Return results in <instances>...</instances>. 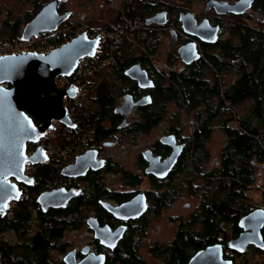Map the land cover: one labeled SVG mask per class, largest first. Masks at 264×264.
I'll list each match as a JSON object with an SVG mask.
<instances>
[{
    "label": "flooded vegetation",
    "instance_id": "af4514ba",
    "mask_svg": "<svg viewBox=\"0 0 264 264\" xmlns=\"http://www.w3.org/2000/svg\"><path fill=\"white\" fill-rule=\"evenodd\" d=\"M30 1L0 0V32L6 30L15 32L18 20L22 23L20 29L25 28L26 24L35 15L33 14L28 19V12L35 8L36 3H33L34 7L31 10L23 12L19 17L16 16V4L27 6ZM49 1L51 0L42 2L36 11ZM68 1L60 2V13H67L64 5L69 3ZM151 1L153 3L148 4L154 7V11L146 17L158 13L166 14L164 25H151L160 26L164 29L170 46L173 47V51H177L178 47L192 41L196 42L199 48L203 45H210L199 38L184 35L182 23L179 21L181 12L190 13L197 25L208 21L211 27L218 28V41L224 42L230 38L231 28L236 23V19L242 18L248 11L254 10L256 0H252L251 8L243 15L225 12V7H219V4L234 5L243 0H210V7L207 4L208 0H205L201 9L197 11L189 6L192 0H179L178 4L176 0ZM116 3L118 4V2ZM174 10L177 12L173 14ZM68 17L59 24L57 31L65 30L64 26L70 24ZM114 18L115 12L110 14L107 19L113 20ZM231 18L234 22L227 27L226 20ZM81 19H84V17ZM106 20L102 19L99 22H106ZM97 22L98 20L96 21L97 28L89 27L87 31L93 32L105 28L101 24H99L101 26L97 25ZM71 25L76 27L73 24ZM78 25L86 27L83 22ZM173 27H180L182 32L181 35L176 34L175 45L170 34ZM224 30L227 32V39L221 38ZM162 33H160V37ZM150 61L155 66L157 64L165 70L169 68L167 63L171 61V58L168 56L164 61L157 60L155 55L150 56ZM135 64H140L154 82L152 75L149 74L143 64L140 62ZM134 82L137 84L136 81ZM138 89L141 91V97L150 95L148 90H142L139 86ZM126 94H132V92L125 91L116 107L119 106L122 97ZM134 98L135 100L139 99L135 96ZM140 108L144 107L135 106L133 108L128 119V125L122 129L119 128V125L124 122V117L114 111L113 114L117 120L116 127L118 128V131L112 133L114 139L111 137L108 140L101 139L98 137L95 125H93L94 129L90 133L88 147L84 153L96 151L97 159L104 160L105 166L98 170L90 168L84 177H65L61 173L59 179L63 180L66 186L60 190L66 191L65 193H71L70 191L76 193L69 198L67 203H40L41 194L51 193L59 189L41 190L39 188L41 184L34 181L33 185L29 187L35 200L33 204H22L27 199L9 200L6 204H0V264H190L199 251L208 247L200 248L195 252L191 249L190 231L193 212L189 208V202L182 205L183 209L189 210L187 216L172 214L168 218L169 223L175 225L174 236L168 242H161L160 240L161 216L166 211L171 210V206L179 198H183L184 193L194 196L192 187L189 185L193 162L187 161L188 133H186L185 128L183 130L180 126L182 118L178 116L177 112L169 115L167 106L166 111L161 115V121L153 128L164 123L167 124L169 119L172 120L162 128L161 134L156 135L157 137L155 136L150 144L139 152L136 171L128 170L123 164L113 160L110 150L125 147L122 146L123 144L119 145V141L122 139H118L116 133H122L128 140L127 133L124 131H128L135 125L136 120L139 118L138 110ZM102 124L107 128L109 127V129L113 128V122L110 120L102 121ZM135 140L132 142H135ZM106 142H114L115 145L107 146L105 145ZM178 148L180 153L177 161L165 177H159L153 171H148L152 160L150 157L148 159L145 157V152L150 151L153 158H158L160 162H164L174 150L178 151ZM75 160L76 157L73 158L70 164H73ZM41 165H47V163L37 165L36 169L38 170ZM204 173L201 172V178L196 179L197 186L205 184L206 177ZM106 175L111 176L109 183L105 177ZM7 181L18 184L20 189L24 186L18 183L15 178H10ZM36 188L38 189L36 192L31 191ZM199 196L202 201L203 195L200 194ZM136 198H138L136 204L138 208L128 216L122 214L119 208L131 203ZM239 230L237 235H230L226 243L216 242L209 246L222 245L223 260L230 264H264V251H261L255 245L248 244L242 252L231 246V242L243 233L242 225ZM262 236L264 239V227ZM253 255H259L261 258L257 259Z\"/></svg>",
    "mask_w": 264,
    "mask_h": 264
},
{
    "label": "trees",
    "instance_id": "16d2710c",
    "mask_svg": "<svg viewBox=\"0 0 264 264\" xmlns=\"http://www.w3.org/2000/svg\"><path fill=\"white\" fill-rule=\"evenodd\" d=\"M40 6L38 1L35 8L28 12V19ZM152 11L154 7L146 1H136L128 15L131 19L145 20ZM254 11L264 17V0L255 1ZM176 12L174 10L172 13ZM118 18L119 14L114 21L102 27L111 29L112 25L118 24ZM20 27L21 22L18 20L15 32H0V45L20 41ZM64 28L75 38L76 27L69 24ZM67 37L68 34L61 35L58 40L65 44ZM200 48V61L185 64L179 70L177 62L180 56L177 51H173L169 55L171 61L167 63L169 68L159 70L150 61V56H155L158 49L151 50L146 45L138 47L126 40L121 55L116 57V64L98 75L100 80L94 84L90 109L82 118L83 127L89 135L95 125L98 137L113 138L112 133L118 131L113 113L119 94L128 90L133 96L141 97L137 84L125 74L126 69L136 62L143 64L152 75L155 86L148 90L152 97L151 105L140 108L135 125L124 131L129 140L134 141L139 133H146L159 123L170 104L177 105L183 112L193 116L194 127L186 151L187 161L193 162L189 185L194 194L203 195V200L200 199L193 213L190 231L193 252L216 242L226 243L230 235H237L242 218L259 208L253 205L249 193L264 185L262 177L256 182V174L260 166H264V24L252 26L236 21L229 39ZM228 74L232 75L233 80L225 84L223 78ZM116 83L125 86L115 89ZM226 102L236 108L246 102L250 104L245 114L238 113L235 118L239 129L227 126L234 117L229 114ZM106 120L113 122L112 129L102 124ZM34 123L39 125L36 121ZM215 129H221L226 138L221 158L216 168L204 173L205 184L197 186L195 181L201 178V163L209 158L205 143ZM81 135L79 132L73 133L72 140H78ZM73 142L68 144V148L76 145ZM39 167L35 175L41 190L60 180L58 169L51 164ZM28 191L30 197L22 204H33L35 201L30 189Z\"/></svg>",
    "mask_w": 264,
    "mask_h": 264
},
{
    "label": "water",
    "instance_id": "95a60500",
    "mask_svg": "<svg viewBox=\"0 0 264 264\" xmlns=\"http://www.w3.org/2000/svg\"><path fill=\"white\" fill-rule=\"evenodd\" d=\"M68 0H51L44 4L26 24L21 34V41H29L43 32L57 30L59 24L65 21L68 13L59 12L60 2ZM118 0H106L114 4ZM210 0L207 1L210 7ZM252 5V0H243L234 5L219 4L220 8H226L225 12L243 15ZM220 11V10H219ZM264 20V18H263ZM146 24L164 25L166 14L158 13L145 19ZM179 21L185 34L199 38L205 43L216 44L218 41V28L210 26L208 21L197 25L190 13L181 12ZM172 42L175 45L176 33L170 31ZM100 38H91L83 32L72 40L61 45L58 49L46 55L22 52L17 55L0 57V204H6L9 200L19 201L22 192L18 184L7 181L15 178L18 183L32 186L34 180L24 174L27 162L35 165L46 161L44 152L38 148L32 155H27L28 145L37 143L51 128L52 121L57 120L69 128L74 129L63 106L66 97L73 98L75 89H59L57 79L71 77L76 71L81 59L94 57L99 46ZM177 52L184 64H192L200 61L202 55L196 42L192 41L177 48ZM125 74L137 82L142 90H150L155 84L149 78L146 70L140 64L129 67ZM8 85V86H5ZM152 103L151 95L134 98L132 94L122 97V102L115 108V113L124 117V122L119 125L122 129L128 125V119L135 106L145 107ZM37 121L39 125H36ZM105 145L113 146L114 142H106ZM180 149L174 150L164 161L153 158L150 151L145 152V157L151 158L148 171H153L159 177H165L174 167L179 156ZM104 160L97 159L96 151H87L76 156L73 164L68 165L63 171L65 177H84L90 168L102 169ZM63 190H55L51 193H43L40 203L61 204L67 203L69 198L76 193H65ZM18 196V198H17ZM138 198L134 199L119 209L122 214L128 216L135 211ZM243 233L231 242V246L242 252L248 244L255 245L264 251V239L262 229L264 227V208H257L242 218ZM190 264H230L223 260V246L215 244L199 251Z\"/></svg>",
    "mask_w": 264,
    "mask_h": 264
},
{
    "label": "built area",
    "instance_id": "2783aa9c",
    "mask_svg": "<svg viewBox=\"0 0 264 264\" xmlns=\"http://www.w3.org/2000/svg\"><path fill=\"white\" fill-rule=\"evenodd\" d=\"M136 1L153 3L151 0H118V4L120 5L118 24L112 25L111 29L101 28L93 32L84 31L91 38H96L97 36L100 38L95 56L81 59L76 71L71 77L57 79L59 89H67L69 87L75 89V96L73 98L66 97L63 102L67 117L74 124L75 128H69L64 123L53 120L51 128L46 130L44 136L37 143L29 144L27 155H32L40 148L45 154V163L57 168V174L59 175L70 164L73 158L84 153L88 147L90 135L83 127L82 118L87 115L90 109V98L98 75L116 64V57L121 55L126 40H130L138 47L146 45L151 50L158 48L160 42L159 34L164 29L160 28V26L148 25L144 19H131L128 14ZM171 30L178 35L182 33L180 27H173ZM70 33V31L65 32V30L43 32L39 36L31 38L29 41L20 40L14 41V43H5L0 45V57L17 55L22 52H31L39 55L49 54L63 45V41L60 42L58 40L61 35L65 36L68 34L65 40H72L74 37ZM232 116L234 117L233 123L239 125L238 121L235 120L237 113L232 114ZM76 132L82 135L75 141L72 138L73 133ZM72 141L76 145L68 148V144ZM36 166L31 162H27L24 167V174L32 178L35 182H39L35 175ZM65 186V182L59 180L58 182L46 185L43 190L48 188L50 190H60ZM28 190L29 187L25 185L20 189L22 192L21 200L29 198Z\"/></svg>",
    "mask_w": 264,
    "mask_h": 264
},
{
    "label": "rangeland",
    "instance_id": "374dc122",
    "mask_svg": "<svg viewBox=\"0 0 264 264\" xmlns=\"http://www.w3.org/2000/svg\"><path fill=\"white\" fill-rule=\"evenodd\" d=\"M38 1L42 3L46 0H31L27 6H22L21 4L17 3L16 10H15L17 14L16 16L19 17L20 15H22L23 12L27 10H31L34 7L33 3L34 2L37 3ZM204 1L205 0H192L189 6L193 10L197 11L198 9H201ZM68 2L69 3L64 5V9L69 14L68 22L76 26V31H75L76 36L86 31L87 28L89 27L97 28L96 27L97 20H98L97 25L99 24L104 25V24L111 23L113 20H115L117 16L116 14H118V11L120 8L119 4L117 3L107 4L105 0H69ZM176 3L178 4L179 0H176ZM114 12H115V18L113 20H108L107 19L108 16ZM82 17H84V19H81ZM262 18L263 16L259 15L254 10H251V11H248L246 15L243 16L242 18H237L236 21H243L252 26H255V25L264 24V20ZM102 19H105V20L107 19V20L106 22L100 23L99 21ZM82 22H83V25L86 27L78 25V24H81ZM226 22H227V27H228L230 26V23H233L234 21H233V18H231V19H227ZM23 29L24 27L20 29V33L23 31ZM162 32L163 33L160 37L159 47H158V50L156 51V59L164 61L170 55V53L173 52V47L170 46L169 40L167 38V34H165V30ZM221 38L222 39L228 38L226 30L222 32ZM178 61H179V64L177 65V67L179 70H181L184 67V64L181 62L180 58ZM156 67L159 70H163V68L160 66H157V64H156ZM108 69H111V68H108ZM99 80L100 78L97 79V82ZM223 80L225 84L230 83L232 82L233 77L231 74H228L224 76ZM121 85L125 86V84L123 83H116L114 88L119 89ZM123 93L119 94L117 98V104L121 100V96L123 95ZM226 104H227L226 107L228 109L229 114L237 113V116L239 115L238 113L245 114L248 107L250 106L248 102L241 104L237 108L233 107L227 102ZM175 106L174 104H170L168 106L167 112L169 113V115H172L175 112H177L178 116L182 118L180 120L181 121L180 126L183 128V130L185 128V130L187 131L186 133H188V139H189L191 137L192 129L194 127L193 116L188 115L187 113L183 112L180 107L177 106L178 107L177 108ZM226 116L228 117L229 115L226 114ZM171 120L172 119H169L167 121V124H169ZM167 124L166 123L161 124L159 127L150 129V131L146 133L145 132L139 133L136 136L135 142H132V141L129 142V139L127 140V137L125 135H123L122 133H116V137L118 139H122L121 141H119V145L123 144L122 146H125V147H118V148H114L110 150V153L113 156V160L117 163L123 164L124 167L128 170L136 171V167H137L136 162H137V157L139 156V152L145 149V147L150 144V142L154 139L156 135L158 136L159 134H161V132L163 131L162 128L165 127ZM227 126L230 129H239V125H235L233 123V120H230L227 123ZM113 139H110V140H113ZM225 140H226L225 135L223 134L221 129H215L213 131L211 138L205 143V148L209 151V158L206 159V161L201 164V168H202L201 172L206 173L207 171L212 170L217 167L218 161L221 158V151L225 144ZM105 177L107 178V182L109 183L111 180V176L106 175ZM261 177L264 179V166H260L259 171L256 174V182H259ZM263 193H264V185L260 189L254 188L249 193V196L253 202V205L259 206V208H263L264 206ZM199 195L200 194H194V196H191V194L189 193H184V197L179 198L175 202V204L171 206V210L166 211L161 216L160 218V224H161L160 240L161 242L170 241V239L174 236V233H175L174 231L175 225H171L169 223V220H168L169 216L172 214H181V215L187 216L189 213V210H185V208L184 209L182 208V205H184L185 202L190 203L189 208L194 213L195 209L197 208L200 202ZM253 256L256 257L257 259L261 258L259 257V255H256V256L253 255Z\"/></svg>",
    "mask_w": 264,
    "mask_h": 264
},
{
    "label": "crops",
    "instance_id": "0c3cea01",
    "mask_svg": "<svg viewBox=\"0 0 264 264\" xmlns=\"http://www.w3.org/2000/svg\"><path fill=\"white\" fill-rule=\"evenodd\" d=\"M159 39H160V34H159ZM134 44V43H133ZM135 45V44H134ZM107 70H109V69H107ZM127 70V69H126ZM98 79V78H97ZM97 81V80H96Z\"/></svg>",
    "mask_w": 264,
    "mask_h": 264
},
{
    "label": "snow or ice",
    "instance_id": "6c2138e0",
    "mask_svg": "<svg viewBox=\"0 0 264 264\" xmlns=\"http://www.w3.org/2000/svg\"><path fill=\"white\" fill-rule=\"evenodd\" d=\"M17 198H18V196H17ZM5 207H6V205H5Z\"/></svg>",
    "mask_w": 264,
    "mask_h": 264
},
{
    "label": "clouds",
    "instance_id": "9594fccd",
    "mask_svg": "<svg viewBox=\"0 0 264 264\" xmlns=\"http://www.w3.org/2000/svg\"><path fill=\"white\" fill-rule=\"evenodd\" d=\"M118 2V1H117Z\"/></svg>",
    "mask_w": 264,
    "mask_h": 264
}]
</instances>
